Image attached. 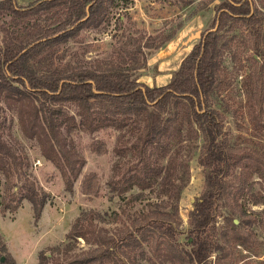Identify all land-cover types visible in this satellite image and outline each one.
<instances>
[{"label":"trees","instance_id":"obj_1","mask_svg":"<svg viewBox=\"0 0 264 264\" xmlns=\"http://www.w3.org/2000/svg\"><path fill=\"white\" fill-rule=\"evenodd\" d=\"M114 1L34 0L21 7L16 0H0V12L22 20L21 25L1 27L0 173L5 178L4 200L9 201L1 210L15 211L27 200L38 221L50 197L31 177L21 144L17 140V145L11 144L3 137L2 103L14 109L22 134L34 140L41 156L58 169L68 192L86 163L72 133L92 134L113 127L119 133L113 146L117 162L107 181L109 190L122 196L137 188L139 192L130 197L134 199L145 190L156 189L159 202L117 234L101 225L104 214L93 209L81 212L66 232L65 242L41 249L36 264H130V253L143 243L161 263L209 264L208 257L220 248L214 238L216 204L226 188L224 178L240 168L245 173L243 182L256 175L264 185V158L233 152L222 138L221 114L207 104L217 84L223 52L235 40L223 32L240 24L247 31L248 39L243 40L255 64L242 83L247 92L245 105L255 118L264 111L263 15L252 9L253 0H223L214 17L215 29L202 33L179 67L170 72L169 82L161 86L138 81L132 70L118 62L94 60L90 67L68 72L36 65L44 52L77 37L83 29L100 27ZM41 18L44 23L38 21ZM66 104L74 111L69 112ZM197 132L204 142L198 157L205 168L204 189L189 212L191 247L182 251L175 242L181 221L178 202L189 174L182 142ZM91 150L103 153L106 146L101 142ZM95 177L84 178L83 193L92 191ZM14 179L20 184L12 191ZM220 238L245 243L238 225L228 216ZM78 240L90 248L76 253ZM0 251V264H14L1 235Z\"/></svg>","mask_w":264,"mask_h":264},{"label":"rangeland","instance_id":"obj_2","mask_svg":"<svg viewBox=\"0 0 264 264\" xmlns=\"http://www.w3.org/2000/svg\"><path fill=\"white\" fill-rule=\"evenodd\" d=\"M16 1L19 6L25 7L34 0ZM222 1L132 0L126 4L125 0H115L100 27L83 29L77 37L44 52L36 65L42 69L55 68L68 72L90 67L94 60L118 62L132 70L138 81H152V86H158L154 76L159 74V82L166 84L170 80V72L179 67L182 58L200 39H190V36L197 31L202 36L206 30L216 27L214 17ZM253 2L252 9L264 18V0ZM38 21L44 23L43 18ZM13 24L21 25L22 20L0 12V47L1 27ZM223 33L226 36L234 35L235 40L223 52L221 71L207 104L221 114L222 138L233 152H247L264 158V111L258 113L257 119L249 114L245 105L247 92L242 86L250 67L255 65L250 59V47L243 40L248 39V34L240 24L234 30ZM2 105L3 137L11 144L17 145L15 140L21 144L29 161L31 177L50 194L38 221H34L27 200H22L15 211H2V205L9 201L7 198L4 200L5 178L0 173V235L14 264H36L41 249L64 243L73 220L83 211L93 209L104 214L101 225L109 233L117 234L120 229L136 222L143 213L154 209L153 203L159 202L156 189L145 190L134 199L130 197L139 192L137 188L122 196L109 190L107 181L112 174V165L117 162L113 146L118 130L107 127L92 134L81 131L72 133L76 148L85 157L86 163L74 181L72 191L68 192L58 169L41 156L34 140L22 134L14 109L4 103ZM65 107L69 112L74 111L70 104ZM257 121L259 124H255ZM101 142L106 146V151L93 152L91 147H97ZM182 144L189 174L178 202L181 221L175 242L184 251L191 247L189 212L204 189L205 168L198 162L199 155L204 151L200 133L190 134ZM124 161L120 164L124 165ZM243 172L244 169L235 168L224 178L226 188L216 204L214 238L220 248L208 257L209 264H264V185L256 175L249 176L243 182ZM91 174L96 176L91 180L92 191L83 193L82 182ZM242 182L244 188L241 189ZM13 183L12 191H15L20 181L14 179ZM227 216L236 221L245 237L244 244L230 238H220L224 217ZM89 248L83 240H78L74 251L81 254ZM130 257V264H171L161 263L152 256L146 243L130 253Z\"/></svg>","mask_w":264,"mask_h":264},{"label":"crops","instance_id":"obj_3","mask_svg":"<svg viewBox=\"0 0 264 264\" xmlns=\"http://www.w3.org/2000/svg\"><path fill=\"white\" fill-rule=\"evenodd\" d=\"M17 4H18V3H17ZM159 69L161 70V68H159ZM170 77H171V76H170ZM155 78L157 79V82H158L157 84H159L158 86L165 85L164 82H159V80H160V78H161L159 74H157L156 76H154V79H155ZM146 83H147V84H146ZM145 84L148 85V86H152V81H151V82H145Z\"/></svg>","mask_w":264,"mask_h":264},{"label":"water","instance_id":"obj_4","mask_svg":"<svg viewBox=\"0 0 264 264\" xmlns=\"http://www.w3.org/2000/svg\"><path fill=\"white\" fill-rule=\"evenodd\" d=\"M214 29H215V28H214ZM193 37H201V32H198V31L195 32V34H193V35L190 36V39L193 38ZM235 222H236V221H235ZM0 260L2 261V260H3V257H1Z\"/></svg>","mask_w":264,"mask_h":264}]
</instances>
